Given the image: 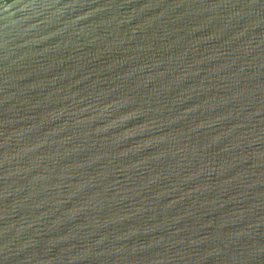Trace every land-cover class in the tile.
Segmentation results:
<instances>
[{"label":"water","instance_id":"1","mask_svg":"<svg viewBox=\"0 0 264 264\" xmlns=\"http://www.w3.org/2000/svg\"><path fill=\"white\" fill-rule=\"evenodd\" d=\"M0 264H264V0H0Z\"/></svg>","mask_w":264,"mask_h":264}]
</instances>
